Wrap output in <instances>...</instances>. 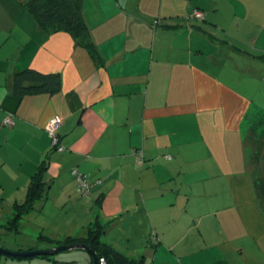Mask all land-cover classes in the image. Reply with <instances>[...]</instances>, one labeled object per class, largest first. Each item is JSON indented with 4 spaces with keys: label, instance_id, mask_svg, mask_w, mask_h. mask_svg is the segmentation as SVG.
Here are the masks:
<instances>
[{
    "label": "crops",
    "instance_id": "crops-1",
    "mask_svg": "<svg viewBox=\"0 0 264 264\" xmlns=\"http://www.w3.org/2000/svg\"><path fill=\"white\" fill-rule=\"evenodd\" d=\"M24 2L0 0V195L14 196L12 214L47 155L45 196L19 225L53 237L2 246L47 249L98 215L103 239L143 264H264L243 132L249 112H264V0H83L95 57L42 30ZM195 8L204 20L186 18ZM25 68L58 73L59 90L15 96L10 81ZM53 116L63 151H49ZM72 169L92 184L88 196ZM68 204L74 226L55 229L48 218ZM71 250L1 264L89 263Z\"/></svg>",
    "mask_w": 264,
    "mask_h": 264
},
{
    "label": "trees",
    "instance_id": "trees-1",
    "mask_svg": "<svg viewBox=\"0 0 264 264\" xmlns=\"http://www.w3.org/2000/svg\"><path fill=\"white\" fill-rule=\"evenodd\" d=\"M24 7L34 17L42 30L47 33L66 32L77 41L78 44L86 47L92 57L96 56V50L88 40V27L83 16V0H25ZM195 10L198 9L195 8ZM190 15L195 18L191 12L188 14L187 18ZM195 19L203 20L204 18ZM156 22H159V20L155 19L153 21L154 25L158 24ZM60 85L61 78L58 73H43L33 68H25L21 71H16L10 81L12 93L19 98L25 95L54 93L59 90ZM259 112L262 115L256 119V125L264 128V112ZM57 135L59 144L63 145L59 131ZM245 142L253 149L249 158V170L253 177L258 202L264 212V153L256 146L258 143H264V135L263 137L261 134L255 136L254 133L249 132L245 136ZM50 146V152L57 151L56 147L51 144V139ZM63 147V150H65L64 145ZM47 162L48 156L46 155L45 158L39 162L36 172L30 177L25 199L20 203H14L12 217L7 220V229L17 231L19 229V219L34 210L35 204L45 196L46 181L44 173L47 168ZM74 170L76 169H72V172ZM80 174L84 175L83 173ZM79 192L81 193V191ZM106 224L107 223L101 222L98 215H96L93 221L85 227L83 234L68 236L63 239L62 244L78 242L90 245L96 251L98 258L105 260V264H143L145 259L143 255L138 258L130 257L101 239L104 236ZM37 238L39 240H48V238L41 233L37 235ZM40 257L49 258V256L45 255H40ZM91 263L92 257L89 254L88 264Z\"/></svg>",
    "mask_w": 264,
    "mask_h": 264
},
{
    "label": "rangeland",
    "instance_id": "rangeland-1",
    "mask_svg": "<svg viewBox=\"0 0 264 264\" xmlns=\"http://www.w3.org/2000/svg\"><path fill=\"white\" fill-rule=\"evenodd\" d=\"M194 10L195 9L191 10L190 12L192 13ZM205 13L208 15V12H205ZM187 19L196 20L191 15ZM191 23L196 24L197 21H192L191 20ZM227 64L229 66V63H227ZM261 115L262 114L259 111H256V110H253V111L249 112V114H248V116H247V118H246V120H245V122L243 124L244 136H246L249 132H251V133H254L255 136L261 134L262 137H263L264 128L262 126H257L256 125L257 124L256 119H258ZM245 144H246L247 156H248V160H249V158L251 156V152H253V149L251 148V146H249V144L247 142H245ZM256 146L259 147L261 149V151L264 153V143H258ZM257 147H255V148H257ZM50 149H51V146H50ZM50 149H49V151H50ZM263 179H264V176H263ZM75 181L77 182L76 177H75ZM88 185L91 188L92 184L89 181H88ZM76 187H77V184H76ZM77 190H78V188H77ZM89 191H90V189H89ZM80 194L83 195L82 193H80ZM11 196H12V194L8 195V193H6V195L3 196V197L0 195L1 199H3V201H4L3 204L1 205L0 210H3V205H5L4 208H5V211H6V214H5L4 218L0 217V223H2V224H0V246L4 245V247L8 246V247L14 249L15 247H18L20 245H29V244L33 245V244H35V242H34V239H33L32 232L34 231V235H35V233L36 234L39 233V232L43 233V231L42 230L41 231L33 230V227L29 225L28 221H23L24 225H26L27 230H20V225L19 224H18V228L19 229L17 231L10 230V229L6 228V227H8L7 220L12 217V214H10V211H8V209L10 208V206H9L10 202H7V197H8V199L10 198V201H11ZM83 196H87V195H83ZM12 197H14V196H12ZM69 206H70V204H68L65 209L58 211L59 215H56L54 217H49L48 218V222L49 223H51V224L55 223V225H57V226L61 225V227H56L55 229H60V228H62L64 226H66V227L74 226V223H73L74 220L73 219L77 220V217H76L77 213H72L71 212L72 209ZM55 211H56V209H55ZM33 216H36V215H33ZM7 217H9V218L7 219ZM27 218H30V220L34 221V222L35 221H39L40 222L43 219L42 216H39L35 220V217L32 218V216L30 215V216L25 217L24 220L27 219ZM48 222H46V223H48ZM75 222H77V221H75ZM71 223H73V224L71 225ZM84 227H87V225H85ZM44 233H46L48 240L49 239L51 240V238L53 237L52 234L51 233H47V232H44ZM65 238H67V237H65ZM65 238H62L60 240H63ZM55 239H58V238H55ZM101 239L103 241H105L103 238H101ZM74 243H78V242H74ZM57 244L58 245H65V244H62L60 241H58ZM58 245H55V246H58ZM78 250L79 249H72L70 252H74V251H78ZM63 253H65V251L64 252H60V253L55 254V255H52V256L60 255V254H63ZM0 254L2 255L1 258H0V264L3 262L2 257L6 258V257L10 256V255L4 254V253H0ZM45 256H49V255H45ZM13 257H15V256H13ZM30 257H33V256H27V258H30ZM42 259H44V258H42ZM14 261H17V260H14ZM98 264H105V260L103 259V261H102V258H98Z\"/></svg>",
    "mask_w": 264,
    "mask_h": 264
},
{
    "label": "built area",
    "instance_id": "built-area-1",
    "mask_svg": "<svg viewBox=\"0 0 264 264\" xmlns=\"http://www.w3.org/2000/svg\"><path fill=\"white\" fill-rule=\"evenodd\" d=\"M192 15L195 16V18H200V19L203 18V13L198 10H194L192 12ZM3 124L9 127L13 126L14 120L11 114L5 116V118L3 119ZM60 126H61V120L58 117L53 116L48 120L47 125L45 127L50 136L51 144L56 147L57 151H62L64 149L63 145L59 144L57 138L58 136L57 133L59 131ZM73 173L76 175L77 188L79 189V191H81L83 195H88L90 192L89 191L90 187L88 185L87 179L85 178V175H81L75 170L73 171Z\"/></svg>",
    "mask_w": 264,
    "mask_h": 264
},
{
    "label": "water",
    "instance_id": "water-1",
    "mask_svg": "<svg viewBox=\"0 0 264 264\" xmlns=\"http://www.w3.org/2000/svg\"><path fill=\"white\" fill-rule=\"evenodd\" d=\"M71 249H81L86 251L92 257L91 264H98V255L96 251L87 244L84 243H71L65 245H58L47 249H28V250H11L8 248H4L0 246V253L8 254L10 256L15 257H27V256H35V255H55L60 252H64Z\"/></svg>",
    "mask_w": 264,
    "mask_h": 264
},
{
    "label": "clouds",
    "instance_id": "clouds-1",
    "mask_svg": "<svg viewBox=\"0 0 264 264\" xmlns=\"http://www.w3.org/2000/svg\"><path fill=\"white\" fill-rule=\"evenodd\" d=\"M203 17H204V15H203Z\"/></svg>",
    "mask_w": 264,
    "mask_h": 264
}]
</instances>
